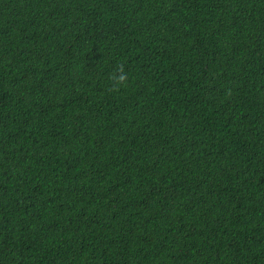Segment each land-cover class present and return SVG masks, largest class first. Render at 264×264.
Segmentation results:
<instances>
[{
  "label": "trees",
  "instance_id": "obj_1",
  "mask_svg": "<svg viewBox=\"0 0 264 264\" xmlns=\"http://www.w3.org/2000/svg\"><path fill=\"white\" fill-rule=\"evenodd\" d=\"M0 264H264V0H0Z\"/></svg>",
  "mask_w": 264,
  "mask_h": 264
},
{
  "label": "clouds",
  "instance_id": "obj_2",
  "mask_svg": "<svg viewBox=\"0 0 264 264\" xmlns=\"http://www.w3.org/2000/svg\"><path fill=\"white\" fill-rule=\"evenodd\" d=\"M124 78H125V77L122 75V76H120L118 79L122 81V80H124Z\"/></svg>",
  "mask_w": 264,
  "mask_h": 264
}]
</instances>
